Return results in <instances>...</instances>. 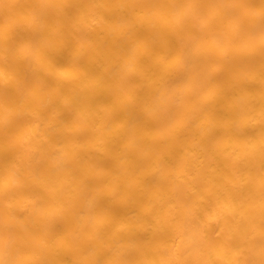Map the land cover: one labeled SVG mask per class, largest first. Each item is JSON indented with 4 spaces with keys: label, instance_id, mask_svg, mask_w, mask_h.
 Returning <instances> with one entry per match:
<instances>
[{
    "label": "bare ground",
    "instance_id": "1",
    "mask_svg": "<svg viewBox=\"0 0 264 264\" xmlns=\"http://www.w3.org/2000/svg\"><path fill=\"white\" fill-rule=\"evenodd\" d=\"M0 264H264V0H0Z\"/></svg>",
    "mask_w": 264,
    "mask_h": 264
}]
</instances>
